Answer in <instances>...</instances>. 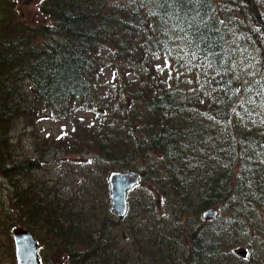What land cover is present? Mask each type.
Listing matches in <instances>:
<instances>
[{"label": "trees", "instance_id": "obj_1", "mask_svg": "<svg viewBox=\"0 0 264 264\" xmlns=\"http://www.w3.org/2000/svg\"><path fill=\"white\" fill-rule=\"evenodd\" d=\"M38 10L22 21L15 0L0 3V178L12 192L0 224L10 264L19 228L42 264L44 251L59 264H230L225 236L241 231L251 250L242 264H264V76L237 84L231 37L262 32L264 0H41ZM21 120L65 124L43 142L64 159L95 158L83 180L103 189L101 208L74 207L54 184L16 185L42 159L17 157L10 132ZM116 171L140 174L131 193L150 203L136 213L152 211L156 195L173 230L113 221ZM210 209L219 217L205 222Z\"/></svg>", "mask_w": 264, "mask_h": 264}, {"label": "rangeland", "instance_id": "obj_2", "mask_svg": "<svg viewBox=\"0 0 264 264\" xmlns=\"http://www.w3.org/2000/svg\"><path fill=\"white\" fill-rule=\"evenodd\" d=\"M5 2H8V4H12L13 0H0V3H2V5H4ZM40 2L41 0H15L17 13L20 15L22 21L33 22L37 20V16L39 15L38 5L40 4ZM110 4L115 5L114 3ZM238 32L239 31H232L231 33V37L233 38L234 43L239 48V54L237 55L238 68L235 81L240 86H247L256 78L264 76V29L262 30V32H260V29L255 28V33L251 34L249 32L246 39H243L242 36L240 37ZM183 73L184 72H182V70L177 72V74L179 75H182ZM173 76L174 74H172L170 78H173ZM192 77L193 76H188L189 79H191ZM84 118L87 121L93 120L92 115L85 116ZM64 126V123L57 124L45 121L36 124L33 128L26 125L22 120L13 125L10 132V137L12 139V145L14 146L17 157H19L20 160L25 161V159L28 157L37 159L40 155H42L39 167L30 174L29 178L25 179L24 177L19 179L16 185H18V187L20 188L23 185L26 186L27 183L31 181L34 183V186L37 189H40L43 185H45L44 183H46L49 187L54 184L55 188L58 189L60 193L64 195L74 207L92 203V206L96 205L98 208H101L104 202L103 189H101L99 184L97 186L94 185V183L86 185L83 180L84 174L89 170V168L96 165L95 158L88 154H82L73 155L70 157L72 159H64L62 156L63 154L55 151L50 146H46L43 142L44 138L51 139L53 137L58 139L60 135H63L65 133ZM95 178L93 179V181L96 180ZM9 187V182L0 178V223H2L3 225H5L2 220L4 217V210L10 207L12 192L9 190ZM80 188L82 189V192L80 191ZM85 196L89 199H93H84V201L82 202V199ZM107 196L109 198V211L111 212L109 184ZM153 197V204L156 206V209H154V206V208L152 207V211L139 209V211L136 213L138 207L141 208L142 206H146L148 205V203H150V198L141 193H129V208L132 207V210L128 213L130 227L132 228V225L134 223L140 222V228L141 230H144L146 228H149L152 223L157 222L161 223L163 227L169 226L171 230H173V227L171 226V223L173 221L170 219L171 216L166 203L156 195H154ZM132 203H134V207ZM111 216L113 218V221L118 219L117 216H115L112 212ZM261 216L262 214L255 215V217ZM103 217H105V213L103 214ZM192 222L195 223L194 220H192ZM126 229V225L121 227V236L124 241H128L130 235L132 236V229H130L128 232H126ZM171 238H173V236ZM171 241L172 243H175L174 240ZM248 241L249 237L246 231H241L239 234L233 236L230 232L227 237L225 236V242L227 243L226 255L230 253L229 257L231 260H233V262L230 264H242L243 261L245 262L246 260H249L251 258V250L247 246ZM11 244H13L12 247L14 248L13 239ZM0 247L3 248V250L0 249V264H10V262L12 263L11 256L7 251L9 247V239H7L3 235L1 224ZM240 249H245L248 252V255L245 259H242L236 255L237 250ZM44 255L46 257V260L48 259L49 264H59L60 256L55 252L48 251L46 253L44 251Z\"/></svg>", "mask_w": 264, "mask_h": 264}, {"label": "water", "instance_id": "obj_3", "mask_svg": "<svg viewBox=\"0 0 264 264\" xmlns=\"http://www.w3.org/2000/svg\"><path fill=\"white\" fill-rule=\"evenodd\" d=\"M141 176L135 171L113 172L109 175L111 212L119 220H124L128 214V195L139 186ZM218 210L210 209L202 214L205 222L216 220ZM15 249L16 264H42L39 258V245L34 236L22 228L15 229L12 233ZM236 255L245 259L248 252L245 249L237 250Z\"/></svg>", "mask_w": 264, "mask_h": 264}]
</instances>
